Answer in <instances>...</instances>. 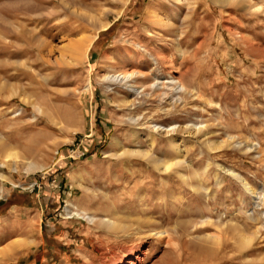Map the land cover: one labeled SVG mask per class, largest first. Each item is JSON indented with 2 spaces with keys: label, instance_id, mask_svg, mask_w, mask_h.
<instances>
[{
  "label": "rangeland",
  "instance_id": "rangeland-1",
  "mask_svg": "<svg viewBox=\"0 0 264 264\" xmlns=\"http://www.w3.org/2000/svg\"><path fill=\"white\" fill-rule=\"evenodd\" d=\"M88 13L98 19L88 20ZM93 36L86 55L71 63V45ZM105 54L117 69L143 71L152 56L155 75L176 70L173 76L198 97L168 114L157 111L169 108L164 96L124 111L118 88L106 91L100 81ZM37 104L52 110L58 124L38 113ZM137 114L145 120L131 143L128 117ZM150 123L177 127L180 153L165 135L153 149L160 160H183L167 176L138 156ZM194 123L203 132L185 130ZM228 136L255 141L261 153L224 146ZM116 141L127 153L105 158ZM8 150L19 154L16 170L1 165ZM24 160L43 169L26 172ZM208 161L204 176L193 177ZM217 165L264 190V0H0V172L7 177L0 178V249L31 228L44 242L9 259L0 255V264H264V198L255 207L241 183ZM79 169L83 187L74 188L68 175ZM142 195L146 206L138 218L168 229L170 240L131 239L65 217L68 203L82 202L95 210L116 203L119 213L135 218ZM219 221L223 227L216 229ZM215 233L217 244L204 240ZM242 234L252 237L245 248L237 245Z\"/></svg>",
  "mask_w": 264,
  "mask_h": 264
},
{
  "label": "bare ground",
  "instance_id": "bare-ground-1",
  "mask_svg": "<svg viewBox=\"0 0 264 264\" xmlns=\"http://www.w3.org/2000/svg\"><path fill=\"white\" fill-rule=\"evenodd\" d=\"M224 1L228 2L232 0H224ZM86 16L87 19L91 21L98 19L96 18V15L93 13H88ZM100 27L103 29H107V24L102 23ZM95 39L96 36H93L91 37L90 41L78 40L77 42H74V44L71 45L69 49L71 50V54L73 57V59H70V62L75 63L77 62V59L86 55L93 41H95ZM103 59L105 63L104 67L107 68V70L100 76V81L104 84L106 91H113L114 87L118 88V92L117 91L116 92L119 95L121 94L118 107L124 111L125 110L131 111L133 109H137L147 99H158V101L160 102L162 100V97L164 96L166 98L169 97L168 98L169 108L165 109L163 107H158L157 111L162 112L164 114H168L171 110H174L176 109L177 106L183 104L187 99L198 97V93L195 90V88L189 87L181 78L177 76H173L172 73H176V70H173L171 73L169 72L168 76H165V78H161L155 75L152 72L153 68H151V66H155L158 62L152 56L150 59L151 64L149 65L146 71L139 69L140 66L137 68L134 65L131 66L130 68L123 67L121 69H117L114 66L115 60L111 54H105ZM165 61H167V59ZM85 88L89 89L90 88L89 84H87ZM163 88L167 89L168 92L170 93L166 94L165 92H161L160 90ZM168 100L165 99V101ZM35 107L38 113L41 114L45 113L50 120H52L54 123H57V120H55V115H53L51 112L52 110L44 109L40 104L35 105ZM128 118L131 122L134 123L133 126L134 131L129 135V142L134 143L141 136L137 134L135 128L141 125L140 121L145 120V116L141 114H137L136 117L133 115ZM191 126H192L191 128L185 129L188 133L203 132L204 126L201 123H199L198 125L194 123ZM176 129L177 127L173 124H168L167 126H161L157 124L152 125L150 123L145 128V133L142 135L143 137H145L146 149L143 152H140L138 156L146 159L150 163L157 164L158 167H156V170L159 173L165 174V176H167L166 174L170 173L171 169L178 168L181 166L183 167L184 164L182 162L183 160L178 158V156H174L172 158H164L160 160L154 155L153 149L156 144L157 138L160 137L161 135H165V138L167 139L169 144L175 145L178 137L176 134H174V131H176ZM221 143H223L224 146H228V147L230 145H234L238 149L245 151V153H251V152L254 153L255 151L258 154L261 153L259 144L256 143L255 141L253 142L252 140L248 141L247 139V141L239 140L235 142L233 136H228L227 139L222 141ZM112 146L116 147L117 149L115 150L111 148L105 151L104 152L105 158H114V157L118 158L120 157V155L123 156L127 153L124 149V146L119 141L114 142ZM174 147H175L174 150L177 153H180L182 151L181 150L182 147H180L179 145H175ZM208 147L210 149H213L214 147H217V143L215 144L208 142ZM19 159H20L19 154L15 150H8L5 152L4 156L2 157L1 165L3 166L10 165L9 167L16 170ZM23 165L25 166L26 172L31 171L33 169L35 170L43 169L42 166L39 165L37 166V164L31 162V160L30 161L26 160ZM209 166H210V162L208 161L206 162L205 166L201 169V173H197V171L194 170L193 177L202 178V176H204V174L208 171ZM217 169H218L217 171L224 170V172H227L230 175L234 176L236 180H238L241 183L243 191L251 196V198L254 201L255 207L259 206L263 202V198H264L263 195L264 193L262 192L263 189L255 188L245 178L241 177L238 173H236L234 170L230 168L226 169L220 165L219 166L217 165ZM83 175H84V170L82 169L71 172L70 179L73 187L75 188L83 187L81 183L84 177ZM161 176L164 177V175ZM183 177H184L183 175L180 176V178ZM214 177L216 184H219L221 181L218 177V174L215 173ZM0 178L7 179V177L2 172H0ZM2 195H3V189L0 187V197H2ZM143 195L137 200L138 202L135 206L136 210L134 211L135 218L133 216L132 218L130 216H125L121 212L120 214L116 209L115 206L116 203L115 205H111V206L110 205L107 206V204H105V207L103 206L95 210V209H91L90 207H87L86 204L82 202L80 204H73L71 202L68 203L64 211L65 217L72 218L73 216H75L77 218L84 219L88 223L93 225L95 228L100 229L106 233H115V232L118 233V231H121L123 235H126L131 239L141 240V239L154 237L159 240L165 238H169L170 240L171 232L168 229L164 227L160 228L159 226H156L158 224L153 223L150 218L149 219L147 218L146 220L138 218L139 214L137 212H139L141 208L146 206V203L144 202L145 196ZM238 198L240 201V205L243 206L246 202L245 198L242 196ZM130 201L132 202V200ZM249 217H251V215H249ZM206 218L207 219H204V221L207 222L209 217ZM222 224L223 223L219 221L214 227L216 229H221L223 227ZM32 230H33L32 228L29 229V231L26 234V237L16 239L7 246L0 249V255H4V256L6 255L7 258L9 259V257H12V255H14L15 253L18 252L22 253L23 250L26 249L28 250L33 246H35L36 240L32 238L34 236V231ZM203 238L205 241L211 242V244H217L219 240V236H217L216 233L211 235L210 234L205 235ZM251 240L252 237L249 235H244V234L239 235L237 239V245L239 248H245L250 244ZM3 260L6 259L4 258ZM8 261L6 262L9 263ZM126 264H133V261H128L126 262Z\"/></svg>",
  "mask_w": 264,
  "mask_h": 264
},
{
  "label": "crops",
  "instance_id": "crops-1",
  "mask_svg": "<svg viewBox=\"0 0 264 264\" xmlns=\"http://www.w3.org/2000/svg\"><path fill=\"white\" fill-rule=\"evenodd\" d=\"M72 172V171H71ZM71 172L69 173V175H68V177H69V179H70V174H71ZM58 179H57V183L58 184H60L61 183V181H62V177L61 176H58L57 177ZM70 182H71V179H70ZM71 186H72V184H71ZM75 188V187H74ZM28 232V231H27ZM37 233H35V231H34V236L32 237V238H34L36 241V244H35V246H33L32 248H30V249H28V250H31V249H33V248H40L41 246H43V244H44V242L42 241V240H40L39 242H38V240H37V235H36ZM26 237V236H25ZM24 238V237H23ZM27 250V249H26ZM27 250V251H28ZM24 251V250H23Z\"/></svg>",
  "mask_w": 264,
  "mask_h": 264
}]
</instances>
